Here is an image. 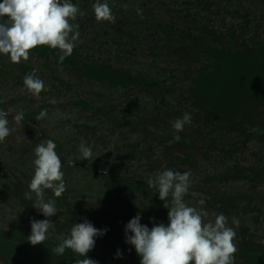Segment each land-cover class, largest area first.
<instances>
[{"label": "rangeland", "instance_id": "374dc122", "mask_svg": "<svg viewBox=\"0 0 264 264\" xmlns=\"http://www.w3.org/2000/svg\"><path fill=\"white\" fill-rule=\"evenodd\" d=\"M71 2L86 14L74 22L79 38L63 63L47 46L20 63L0 54V110L11 129L0 143V264H74L85 257L51 249L85 218L107 229L87 258L140 264L125 226L137 213L150 229L168 224L146 183L165 169L191 172L186 203L203 198L210 218H228L235 264H264V134L249 131L264 130V0H107L115 23L97 22L96 0ZM33 70L50 89L39 98L23 88ZM185 112L192 122L176 133L172 121ZM47 139L67 190L59 198L45 191L58 212L48 239L33 246L30 220L46 217L24 193L34 148ZM81 141L93 161L78 159Z\"/></svg>", "mask_w": 264, "mask_h": 264}, {"label": "clouds", "instance_id": "9594fccd", "mask_svg": "<svg viewBox=\"0 0 264 264\" xmlns=\"http://www.w3.org/2000/svg\"><path fill=\"white\" fill-rule=\"evenodd\" d=\"M97 22H116L107 0H96L92 5ZM129 6L124 5L125 10ZM141 13L140 9H137ZM83 12L71 0H0V54L9 56L13 63L28 61L31 52L37 47L47 46L58 50L59 61L63 63L75 48L79 38V24L74 23ZM23 88L33 97L39 98L41 92L49 91L44 81L33 70L23 79ZM8 113L0 110V143L11 134ZM25 113L17 111L13 119L17 125ZM47 110H42L36 119H43ZM192 117L185 112L181 118L172 121L176 133L191 124ZM252 133L264 134L258 126L249 127ZM180 136L174 135L172 142H179ZM78 159L93 161V151L81 141ZM34 174L24 193L27 200L46 219H31V234L27 240L33 245L44 243L48 231L53 227L51 217L57 214L55 199H45V191L51 190L59 198L67 190L62 171V161L56 152V144L51 139L42 140L34 148L32 161ZM106 172V170H104ZM191 172L183 173L165 169L146 183L155 189L159 199L168 209V224L156 223L151 229L141 224V215L137 213L125 226V242L134 246L140 257V264H235L238 251L235 243L236 231L228 226V218L223 214H211L203 207L205 200H198L199 206H190L185 201L191 187ZM170 198V199H169ZM232 223L238 225L233 217ZM107 229H98L85 218L82 223L73 224L70 232L61 238V242L51 252L62 256L66 249L83 259L74 264H98L87 254L95 247V238L102 237ZM129 233H131L129 235ZM117 257L122 258L118 250Z\"/></svg>", "mask_w": 264, "mask_h": 264}]
</instances>
